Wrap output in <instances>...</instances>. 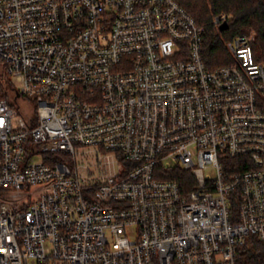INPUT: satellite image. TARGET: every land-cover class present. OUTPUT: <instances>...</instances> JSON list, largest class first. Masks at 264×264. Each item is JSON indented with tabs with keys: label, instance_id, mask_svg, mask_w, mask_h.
<instances>
[{
	"label": "built area",
	"instance_id": "2783aa9c",
	"mask_svg": "<svg viewBox=\"0 0 264 264\" xmlns=\"http://www.w3.org/2000/svg\"><path fill=\"white\" fill-rule=\"evenodd\" d=\"M183 1L0 0V264H236L264 240L255 32L208 68Z\"/></svg>",
	"mask_w": 264,
	"mask_h": 264
},
{
	"label": "trees",
	"instance_id": "16d2710c",
	"mask_svg": "<svg viewBox=\"0 0 264 264\" xmlns=\"http://www.w3.org/2000/svg\"><path fill=\"white\" fill-rule=\"evenodd\" d=\"M186 9L197 23L204 26L202 56L208 68H215L232 61V55L225 41L240 33L255 32L252 43L254 57L264 64V0H184ZM225 12L229 15L226 26L212 21L213 14ZM5 76L0 71V95L7 97ZM10 87V86H9ZM234 162L235 160L230 158ZM234 170L233 166L226 168ZM168 178L179 181L189 178L190 174L179 167L171 168ZM182 183V182H181ZM236 209V205L233 206ZM236 264H264V240L255 234H249L237 246Z\"/></svg>",
	"mask_w": 264,
	"mask_h": 264
},
{
	"label": "rangeland",
	"instance_id": "374dc122",
	"mask_svg": "<svg viewBox=\"0 0 264 264\" xmlns=\"http://www.w3.org/2000/svg\"><path fill=\"white\" fill-rule=\"evenodd\" d=\"M251 32V31H250ZM8 78L11 79V76L8 75ZM11 86L12 87H15V82L14 81H11ZM4 89L6 90V93H7V99L8 101H11L12 98H13V94L11 93V89L9 87V84L7 82H5V86H4ZM19 103H21L22 105H27L28 106V109L31 108V106L28 104V103H32V104H35V102L31 99V97H27V96H23L21 95L18 100H17ZM16 106V105H15Z\"/></svg>",
	"mask_w": 264,
	"mask_h": 264
},
{
	"label": "water",
	"instance_id": "95a60500",
	"mask_svg": "<svg viewBox=\"0 0 264 264\" xmlns=\"http://www.w3.org/2000/svg\"><path fill=\"white\" fill-rule=\"evenodd\" d=\"M225 26H226V24H225V23L221 24V27H225Z\"/></svg>",
	"mask_w": 264,
	"mask_h": 264
}]
</instances>
